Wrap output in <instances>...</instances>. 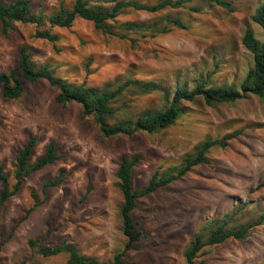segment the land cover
Returning a JSON list of instances; mask_svg holds the SVG:
<instances>
[{"label":"rangeland","instance_id":"1","mask_svg":"<svg viewBox=\"0 0 264 264\" xmlns=\"http://www.w3.org/2000/svg\"><path fill=\"white\" fill-rule=\"evenodd\" d=\"M154 4L160 0H136ZM228 11L209 0H188L184 7L147 13L121 11L111 24L125 21L154 23L167 32L149 36V31L115 27L120 36L96 29L91 21L75 18L69 27L51 25L47 18L62 2L70 8L74 0H31L42 23L15 22L8 34L0 26V72L19 60L25 45L37 65L48 64L54 75L68 82L100 88H115L127 79L154 80L164 91L141 93L129 89L112 104L115 113L109 123L135 120L146 109L159 110L178 88L197 84H234L240 88L253 65L252 53L242 44L246 28L259 41L262 28L252 20L263 0H230ZM90 5H112L110 0H88ZM198 7L193 11L190 7ZM179 16L180 28L167 20ZM36 30H48L58 39L51 42L34 37ZM145 33V36L142 34ZM17 99L2 96L0 90V164L14 183V162L30 137L33 163L53 140L60 158L34 171L20 190L1 208L0 264H69L66 254L42 257L27 241L42 244L71 242L78 252L100 262L110 261L122 249L120 208L122 194L116 171L121 155L139 154L132 169L133 188L144 187L151 175L182 166L206 140L225 139L238 132L226 146H211L205 153L209 163L194 165L182 177L143 196L131 212L136 229L145 233L127 251L135 264H186L184 252L195 233L208 235L211 227L225 222L237 228L259 219L264 213V95L248 94L232 102L206 105L202 97L183 101V113L174 124L154 132L105 137L92 116H85L77 102L57 101L58 89L46 79L24 81ZM62 175L57 186L42 192V184ZM3 186L0 182V191ZM39 204L25 215L34 204ZM214 221V223H213ZM203 264H264V220L252 225L242 240L232 237L204 246L197 254Z\"/></svg>","mask_w":264,"mask_h":264},{"label":"trees","instance_id":"2","mask_svg":"<svg viewBox=\"0 0 264 264\" xmlns=\"http://www.w3.org/2000/svg\"><path fill=\"white\" fill-rule=\"evenodd\" d=\"M107 1V0H103ZM112 5H90L88 0H74L72 6L67 8L61 2L59 9L51 13L48 17L41 13L35 15L32 11L31 0H0V26L3 34H8L14 27L15 22L40 24L46 17L51 25L59 27H69L75 18L79 17L91 21L96 29L105 33L120 36L114 29L115 27L131 31H149L148 35L153 36L157 32H167L168 27L157 28L154 23L125 21L122 23L111 24L110 20H115L117 15L125 10L132 9L155 13L163 10H174L184 7L188 0H160L154 4L141 3L136 0H110ZM210 2L228 10L233 11L234 6L230 0H209ZM197 11L198 7H190ZM167 20L173 25L185 28L186 25L179 16L169 17ZM255 21L263 30V40L259 41L253 35L250 28H246L242 36V44L252 53L253 65L250 67L237 88L234 84L226 85H207L208 81L197 84L193 89L178 88L174 91L171 99L159 110L146 109L140 113L135 120H122L115 123H109L107 118L115 113V107L112 106L122 94L129 90H139L141 93H150L152 91H164L165 87L154 80L127 79L115 88H100L95 86H86L83 83L76 84L68 82L65 79L54 75L53 70L48 64L37 66L31 59V52L23 45L19 48L18 63L8 71L0 72V90L2 96L8 99L19 98L24 90V81L35 82L39 79H46L51 85L58 89L57 101L66 104L68 102H77L82 107L85 116H92L94 122L105 137L119 134L132 135L137 131L154 132L166 128L179 118L183 113L182 102L193 101L196 97H202L206 105L215 103L232 102L248 94L257 96L264 95V0L258 6L252 15ZM145 36V33L142 34ZM34 37L44 38L51 42L58 39L56 34L48 30H36ZM238 132L227 134L225 139L206 140L195 150L194 154L185 158L179 168L167 170L159 174L155 171L149 178L147 184L135 189L131 184L132 169L141 159L139 154L121 155L118 161L116 176L118 178V189L122 194V204L120 216L122 223V234L125 236V243L113 258L107 262H100L93 257H86L78 252L76 247L67 240H62L57 244H42L39 238H29L27 243L42 257H52L58 254H66L69 264H135L126 259L127 251L137 248V243L144 238L145 233L136 229L137 222L132 218L131 212L137 205V200L143 196L155 192L166 186L170 182L182 177L194 165L209 163L205 153L213 145L226 146L229 139L234 138ZM36 137H30L23 147L18 151L14 162V183H10L9 177L3 171L0 164V182L2 190L0 191V215L1 208L8 198L15 195L21 188L26 176L34 171L40 170L46 165L53 163L60 158L56 153V144L53 140L49 141L45 147L44 153L33 163L30 162L32 149L36 143ZM63 180L62 175L47 180L42 184V192L49 186H57ZM264 184V182H263ZM34 204L28 209L24 218L40 202L35 193H32ZM264 220V213L259 216L257 221L249 224H243L237 228H228L226 223L222 222L210 228L208 235L204 237L203 233H195L188 247L184 252L186 264H203L197 261V254L204 246L216 245L232 237L242 240L248 234V229ZM214 223V221H213ZM13 234L10 233L8 237ZM0 237L3 234L0 230ZM6 237L4 240H7ZM15 264H29L26 259H22Z\"/></svg>","mask_w":264,"mask_h":264}]
</instances>
